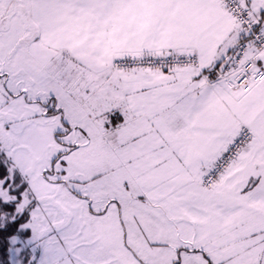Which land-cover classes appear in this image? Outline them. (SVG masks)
<instances>
[{
    "label": "snow or ice",
    "instance_id": "obj_1",
    "mask_svg": "<svg viewBox=\"0 0 264 264\" xmlns=\"http://www.w3.org/2000/svg\"><path fill=\"white\" fill-rule=\"evenodd\" d=\"M0 264H264V0H0Z\"/></svg>",
    "mask_w": 264,
    "mask_h": 264
}]
</instances>
